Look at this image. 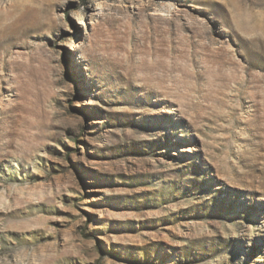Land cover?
I'll return each mask as SVG.
<instances>
[{
	"label": "rangeland",
	"instance_id": "1",
	"mask_svg": "<svg viewBox=\"0 0 264 264\" xmlns=\"http://www.w3.org/2000/svg\"><path fill=\"white\" fill-rule=\"evenodd\" d=\"M0 264H264V0H0Z\"/></svg>",
	"mask_w": 264,
	"mask_h": 264
}]
</instances>
